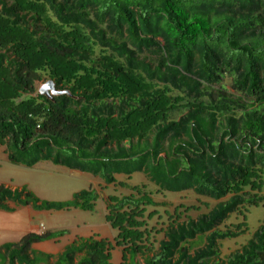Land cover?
Returning <instances> with one entry per match:
<instances>
[{"label":"trees","instance_id":"16d2710c","mask_svg":"<svg viewBox=\"0 0 264 264\" xmlns=\"http://www.w3.org/2000/svg\"><path fill=\"white\" fill-rule=\"evenodd\" d=\"M42 76L70 97L39 96ZM0 147L12 165L47 161L128 192L104 201L112 241L51 255L31 246L66 231L31 233L1 245L0 264H113L115 248L118 264H264V226L221 254L247 232L246 208L264 206V0H0ZM136 173L147 183L116 180ZM186 192L214 204L193 217L153 200ZM98 198L0 185V212H90Z\"/></svg>","mask_w":264,"mask_h":264},{"label":"rangeland","instance_id":"374dc122","mask_svg":"<svg viewBox=\"0 0 264 264\" xmlns=\"http://www.w3.org/2000/svg\"><path fill=\"white\" fill-rule=\"evenodd\" d=\"M48 81L46 76H42L40 80H37L35 85L38 89ZM223 87L229 90L230 78L225 77L223 81ZM3 148V147H1ZM4 149V148H3ZM117 181H124L125 178L117 176ZM128 180V179H127ZM0 183H7V185L14 187V185L26 186L37 198L45 201H68L71 199L74 193L81 190H86L93 187L92 184H101V182L87 173H81L74 170H69L62 166L53 165L50 162H39L31 168H25L22 166L12 165L8 162L5 153L0 152ZM128 183L130 185H140L141 183H147L145 177L142 174H133ZM99 188V186H97ZM106 195H118V187H100ZM261 194L264 195V188H262ZM166 199H172L174 205L182 201L186 204L202 205V202H198L195 196L190 192L186 193L185 197L175 195L171 193L164 194ZM177 196V197H176ZM183 198V199H182ZM171 203V204H173ZM199 203V204H198ZM214 202L208 203L212 207ZM103 206L99 200L96 201L95 207L90 212L79 211H36L37 216L35 221L29 223V208L15 207L13 213L0 212V246L5 243H17L25 235L35 231L41 222L45 227L54 226L56 228L67 229V234L58 244L48 243L43 245L41 251L56 252L62 248L69 240L76 235H84L89 233V229H96L97 233L108 239L114 238L116 231L111 227L85 228L86 223L103 224ZM205 208L202 207L201 210ZM72 212V213H70ZM195 215V213H193ZM245 225L247 232L244 235L239 236L234 240H226L221 243V254L226 255L232 252L241 245H244L250 238L251 234L260 226H264V206H251L246 208ZM37 217L40 219L39 222ZM235 222V219H231ZM91 227V226H90ZM33 228V230H31ZM43 228V227H42ZM44 232V228L39 230ZM120 260L119 250H114L111 253V262L117 264Z\"/></svg>","mask_w":264,"mask_h":264},{"label":"crops","instance_id":"0c3cea01","mask_svg":"<svg viewBox=\"0 0 264 264\" xmlns=\"http://www.w3.org/2000/svg\"><path fill=\"white\" fill-rule=\"evenodd\" d=\"M0 152L1 153H5L4 152V149L3 148H1L0 147ZM7 158V157H6ZM124 177V176H123ZM125 178V177H124ZM116 179H117V177H116ZM129 180V179H128ZM128 180L125 178V180L123 181V182H125V181H127V183H128ZM100 181V180H99ZM101 182V181H100ZM129 184V183H128ZM0 185H4V186H6V187H8V188H10L11 190H14V189H16V188H20L18 185H14V187H12V186H9V185H7V183H0ZM130 185V184H129ZM92 186L93 187H91V185H90V187L88 188V189H92V190H94L97 194H98V196H99V198H98V200L101 202V205L103 206L102 208H103V216H102V218H103V220H104V222H103V224H94V225H91L90 223H86L84 226H85V228H87V229H89V228H92V227H96V228H103V227H111L110 225H109V223L106 221V219H105V205H104V201H105V199H106V197H108V196H111V195H106L103 191H101V186H102V188H104V187H109V186H105L103 183H101V184H92ZM97 186H99V188H97ZM133 186V185H132ZM112 187H114V186H112ZM115 188V187H114ZM151 188V187H150ZM119 190V194L118 195H127L128 194V192L127 191H125V190H122V189H120V188H118ZM87 190V189H86ZM186 193H190V192H186ZM186 193H176L175 195H180V196H182V197H185L186 196ZM164 194L165 193H163V194H158V195H154L153 196V200L156 202V203H162V202H169V203H173L172 201H175L174 200V197L172 198V199H166L165 198V196H164ZM171 194H174V193H171ZM193 194V193H192ZM194 195V194H193ZM195 196V195H194ZM177 197V196H176ZM195 198L197 199V201L200 203V202H202L203 204L202 205H195V204H186V203H183L182 201H180V202H178L176 205H178V204H186V205H194V206H196L197 207V209H196V211H194V212H192L191 213V215L193 216V217H197L198 215H200V214H202V213H205L206 211H207V207H208V203H210V201H208V200H206V199H204V198H199V197H196L195 196ZM183 199V198H182ZM198 203V204H199ZM206 203H207V205H206ZM172 205H174V203L172 204ZM8 206L10 207V208H15L16 206L15 205H13V204H8ZM207 206V207H206ZM202 207H204L205 209V211H202L201 210V208ZM26 208H29V223L30 222H33V221H35V217L37 216V212L36 211H34L33 209H31L30 207H26ZM151 209L149 208V210L148 211H150ZM70 211H79V212H84V211H80V210H70ZM158 211L160 212V213H162V210L161 209H158ZM2 213H5V212H2ZM70 213H72V212H70ZM193 213H195V215L193 214ZM37 220H38V222H39V218L37 217ZM157 220V217H154L152 220H151V224H153L155 221ZM238 221H240V220H236L235 219V222H232L231 221V223H237ZM43 227L44 228V230H45V232H55V231H65V230H67V229H62V228H56V227H54V226H44L41 222H39V225H38V227H36L35 228V231H33V232H31V233H35V234H40L41 232L39 231L40 230V227ZM91 226V227H90ZM112 228V227H111ZM31 230H33V228L31 229ZM93 231H91L90 229H89V233H87V234H84V235H76V236H74L71 240H69V242H67L62 248H60L59 250H57L56 252H54V253H52V252H49V251H41L42 250V248H43V245H47L48 243H53V244H58V243H60V241L64 238V236L67 234V232L68 231H66V234L63 236V237H61V238H59V239H57L56 241H45V242H41V243H35V244H33L32 246H31V249H33V250H35V251H38V252H42V253H45V254H51V255H59V254H61L62 252H63V250H64V248L67 246V245H69V244H71L76 238H83V239H88V238H93V239H96V240H99V239H105V240H110V241H112L113 240V238H111V239H108V238H106V237H102V236H100L97 232L98 231H96V229H92ZM31 233H29V234H31ZM115 237V236H114ZM240 247V246H239ZM238 247V248H239ZM238 248H236L235 250H237ZM119 250V254H120V260H121V253H120V249L119 248H115V249H113L112 251H111V253L114 251V250ZM234 251V250H233ZM120 260H119V262H120ZM118 262V263H119ZM112 263V262H111ZM117 263V264H118Z\"/></svg>","mask_w":264,"mask_h":264},{"label":"water","instance_id":"95a60500","mask_svg":"<svg viewBox=\"0 0 264 264\" xmlns=\"http://www.w3.org/2000/svg\"><path fill=\"white\" fill-rule=\"evenodd\" d=\"M39 96L51 99V97H57L62 95H67L70 97V94L66 91H58L55 89V85L51 80L46 81L37 89Z\"/></svg>","mask_w":264,"mask_h":264},{"label":"built area","instance_id":"2783aa9c","mask_svg":"<svg viewBox=\"0 0 264 264\" xmlns=\"http://www.w3.org/2000/svg\"><path fill=\"white\" fill-rule=\"evenodd\" d=\"M40 229H41V230L43 229L42 226L40 227ZM41 233H42V231H41Z\"/></svg>","mask_w":264,"mask_h":264}]
</instances>
